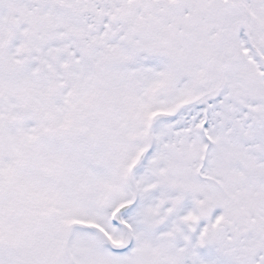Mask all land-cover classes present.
Returning <instances> with one entry per match:
<instances>
[{
    "label": "snow or ice",
    "instance_id": "1",
    "mask_svg": "<svg viewBox=\"0 0 264 264\" xmlns=\"http://www.w3.org/2000/svg\"><path fill=\"white\" fill-rule=\"evenodd\" d=\"M0 264H264V0H0Z\"/></svg>",
    "mask_w": 264,
    "mask_h": 264
}]
</instances>
